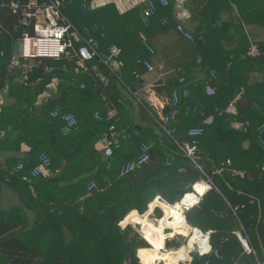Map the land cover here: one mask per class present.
<instances>
[{
    "label": "trees",
    "instance_id": "obj_1",
    "mask_svg": "<svg viewBox=\"0 0 264 264\" xmlns=\"http://www.w3.org/2000/svg\"><path fill=\"white\" fill-rule=\"evenodd\" d=\"M10 1L0 0V91L7 85L8 97L0 106V128L7 132L0 140V152L5 153L0 162V264H139V258L145 264L141 250L153 247L152 242L144 237L146 243L131 226L121 227L127 224L124 218L138 213L134 222L139 224L149 210H153L150 218L156 213L159 218L162 212L169 217L177 210L182 214L179 201L200 181L211 182L212 187L183 211L179 222L200 236L212 230L209 243L220 257L199 256L196 251L185 255V248L175 263L264 261V146L258 141L264 123V77L250 82L252 72L264 75V39L254 41L248 31L252 25L264 28V0H197V24L188 28L193 40L182 44L190 51L186 50L189 59L155 87L168 96L161 113L139 94L147 72L143 61L152 55L142 41L173 28L159 20L173 16L174 0L149 27L142 25L139 9L119 14L110 5L83 12V0H68L65 15L84 38L93 39L98 55L84 65L76 58L30 61L21 81H15L9 69L11 40L23 30L20 15L8 6ZM234 9L236 19L221 18ZM27 29L33 33L32 25ZM252 42L258 47L257 57L247 55ZM112 44L121 53L105 64L102 59L108 57ZM212 70L215 78L210 76ZM53 81L55 89L39 101ZM207 82L216 89L213 96L205 93ZM184 86L189 96L171 105L172 90ZM231 101V112L220 114ZM199 102L215 119L201 135L189 136V128L201 122ZM57 105L77 117L78 128L67 135L61 132L60 118L50 115ZM113 108L117 127L130 137L106 157L98 140L108 124L96 120L94 113ZM161 114L170 116L165 129ZM235 121L243 126L233 127ZM141 143L150 146L149 159L120 175L121 166L140 155ZM22 144L28 147L23 153ZM187 145L194 147L190 155L185 152ZM42 152L51 159L50 174L31 176ZM18 163L23 167L16 171ZM92 182L94 187L88 189ZM5 188L14 192L16 204H3ZM157 196L168 204L153 201ZM235 231L247 237L254 252L244 249ZM181 245L173 240L165 248Z\"/></svg>",
    "mask_w": 264,
    "mask_h": 264
},
{
    "label": "built area",
    "instance_id": "obj_2",
    "mask_svg": "<svg viewBox=\"0 0 264 264\" xmlns=\"http://www.w3.org/2000/svg\"><path fill=\"white\" fill-rule=\"evenodd\" d=\"M67 1L68 0H29L26 3H21L20 1L15 0L10 1L8 6L12 13L20 15V23L23 29L21 35L16 38L10 66L13 68L20 66L21 69H24L27 72L31 66L29 63L30 61L42 58L54 60L61 58H76L82 65H84L85 61L98 55L93 39L84 38L65 15L63 8ZM2 5L3 4H0V6ZM110 5L114 6L119 14L126 13L132 9H139V19L142 25L144 27H149L160 10L170 6V0H83L81 11L90 12ZM182 19L183 18L179 15L176 7L173 6V16L163 15L160 18L159 23L162 26H167L170 23L173 24V29L179 34V36L191 41L193 40V34L183 23ZM29 25H32L33 33L28 31L27 27ZM94 27L97 28V25H94ZM142 43L150 54L153 55L155 53L153 45L145 37H143ZM120 53L121 48L116 44H112L109 47L108 57L102 59V61L105 64H108L110 61H114ZM1 54H3V52H1ZM247 55L251 57H257L259 55V50L255 43L252 42L250 44L247 50ZM199 61L200 59H198V62ZM143 64L148 71L154 70L151 60L145 59ZM210 76L211 78H215V72L213 70L210 72ZM15 81L21 80L16 78ZM179 81L183 83L184 77H180ZM204 88L207 96H213L215 94L216 89L212 84L207 82ZM189 94L190 90L185 86L181 89L174 88L169 98V103L176 106L181 97L187 98ZM238 97L239 96H236L234 101L238 99ZM234 101H231L226 108L223 111L220 110L219 113H230ZM198 108L201 122L198 126L189 128V136L201 135L204 128L212 125L215 119L213 114L206 112L205 107L201 102L198 103ZM115 113L116 111L113 109H107L105 113L99 111H95L94 113V118L96 120L105 121L108 124L106 131L101 134L98 140V145L106 157L112 156L115 150L120 148L122 142L130 137V134L127 131L117 127L116 119L114 118ZM50 115L52 117H59L63 122L61 127L63 135H67L78 128V120L75 114L63 111L59 105L51 110ZM169 117L170 116L168 115L161 114V125L164 129L169 122ZM6 137V130L0 128V140L5 139ZM258 141L261 146H264V123L258 129ZM149 150V145L141 143L140 155L136 159L124 163L120 168V175L133 171L137 167L143 165L150 157ZM193 150V146L187 145L185 152L190 155ZM226 162L229 164L230 160H227ZM22 167L23 164L18 163L14 169L17 171ZM50 167V157L45 152H42L39 155L38 164L31 169L30 174L34 177L40 175L47 176L50 174ZM45 173H47V175H45ZM93 187L94 183L92 182L89 184L88 189ZM191 206L193 205H185L184 210ZM203 234L206 236L207 244H196V247L192 250L196 251L199 256L213 254L215 257L219 258L220 255L213 250L209 243V231ZM239 238L242 244L248 249L247 240L241 236ZM205 249H208V251H205ZM190 252L191 250L187 251V255H189ZM204 264H209V261L206 260ZM258 264H264V261L259 262Z\"/></svg>",
    "mask_w": 264,
    "mask_h": 264
},
{
    "label": "crops",
    "instance_id": "obj_3",
    "mask_svg": "<svg viewBox=\"0 0 264 264\" xmlns=\"http://www.w3.org/2000/svg\"><path fill=\"white\" fill-rule=\"evenodd\" d=\"M174 3H175L174 7H176V10L178 11L180 16H181V13L184 12L185 10L189 13V15L187 17L182 16L183 23L188 28L194 27L197 24V16H196L197 10H198L197 0H179V1L174 0ZM230 17H233L235 19L237 18V13H236L235 9L232 10V12H223L222 16H221V18L224 20L228 19ZM248 31L250 33V36L252 37L251 39H253L254 41L259 42V41L264 39V28H262L260 26H257V25L249 26ZM173 32H175L173 28H168V29H166V31L161 32V33H157L154 36H151V37L144 36L155 48V54L151 55L148 58L149 60H151L153 66H154V70L153 71L147 70V72L144 74L143 83H142L141 87L139 88V94L152 107H154V109L157 110L158 113H161L163 108L167 105L168 96L165 94V90H161L162 92H159V93L155 90V87L158 86L157 83L158 82H165L168 78H171L172 76H174L176 74L177 65L179 63H181L182 61H184L185 59H189V55L187 54V51L188 52H190V51L187 49H183V47H182V44H185L188 41H186L185 43L179 44L180 49H178L179 47L173 49L170 46V44H171L170 38L172 40V38H173L172 33ZM179 38H182V37L179 36ZM182 39L184 40V38H182ZM15 42H16V38L11 40L10 49H12V50H11L10 61L12 60V57H13V50L15 48ZM177 43L178 42L176 41V44ZM27 64H28V62H27ZM9 69L12 72H14L16 75L15 77L20 79V80H22V78L24 79L26 76V71L24 69H21L20 66H19V69H20L19 73H16L13 67L12 68L10 67ZM262 77H264L263 74H261L259 72H252L250 74V82H255L257 80H260ZM51 85L52 86L50 87L51 88L50 92H46L45 94L40 96L39 101H41L44 97L49 96V94L51 93V90L55 89V84H51ZM6 87H7V85L5 86V88L2 91H0V106L8 101L7 88ZM113 110H115V108H113ZM232 126L235 128H241L243 126V123L240 121H235L232 123ZM244 146L245 147L247 146V142L244 143ZM27 150H28V147L26 145L22 144V153L27 151ZM4 159H5V153L0 152V162H3ZM240 175H243V172H241ZM197 183H204L205 184L207 189L204 192H207L212 187L211 186L212 183L208 182V181H200ZM194 185H193V192L192 193L196 192ZM218 191H219V189H218ZM11 192L12 191L7 189V188L4 189V193H3V197H2L4 205L9 206L15 202V200H16L15 195L12 194ZM204 192L198 196V200L194 205H196L199 202V200L202 197V195L204 194ZM153 201H160V199L157 200L155 198ZM153 201H151V202H153ZM160 202H162V201H160ZM156 206L157 205H155L154 208ZM133 211L138 212L137 210H131L130 212H133ZM183 211L181 214L182 216H183ZM152 213H153V211L151 212V214ZM138 215H139L138 213H133V214L125 217L124 221L128 224L129 223L128 217H130V221L133 222L134 224H136L134 222V218ZM165 215H168V214L165 213ZM182 216L179 218L177 215V218L179 219L178 222L180 221ZM32 218H33V214L28 210V219L31 220ZM174 219H176V217ZM139 224H141V223H139ZM179 224L182 226V224L180 222H179ZM185 229L188 231V234L192 233V230L187 229V228H185ZM208 231H209V233L212 232V230H208ZM235 234L237 235L239 240H240V238H239L240 236L247 240V237H244L239 231H235ZM247 243H248V241H247ZM243 247L247 252H250V251L254 252V250H252V248L250 247L249 243H248V247H249L248 249L244 245H243Z\"/></svg>",
    "mask_w": 264,
    "mask_h": 264
},
{
    "label": "bare ground",
    "instance_id": "obj_4",
    "mask_svg": "<svg viewBox=\"0 0 264 264\" xmlns=\"http://www.w3.org/2000/svg\"><path fill=\"white\" fill-rule=\"evenodd\" d=\"M194 188L196 192L195 193L190 192L185 194L184 197L179 201L178 206L184 207L185 205L186 206L194 205L198 200V196L207 189L204 183H195ZM152 211L153 210L147 211V213L144 216L139 218L138 222L141 224H146L151 226L152 228L151 240L155 242V246L142 249L140 257L144 260L146 264H154L155 262H159V261L165 264H176L175 263L177 259L176 249L175 250L165 249L164 245L165 243H167L165 242V239L168 237H173L177 234L188 233V231L180 224H177V222L174 220L166 222L165 221L166 216L165 213L163 212H162L163 213L162 217L155 220L156 222L153 223L150 220V214ZM176 213L179 218L182 216L179 211H176ZM165 229H170V232L166 233ZM185 244L188 247L196 246V244H207V239L206 236H200L197 234L189 233L187 235ZM186 250L189 251L192 249L186 248Z\"/></svg>",
    "mask_w": 264,
    "mask_h": 264
},
{
    "label": "rangeland",
    "instance_id": "obj_5",
    "mask_svg": "<svg viewBox=\"0 0 264 264\" xmlns=\"http://www.w3.org/2000/svg\"><path fill=\"white\" fill-rule=\"evenodd\" d=\"M175 1H179V0H175ZM172 40H171V38H170V41H171V44H170V46L174 49V48H178L179 47V44H182V43H185L187 40H183L182 38H179V34H177V33H175V32H173L172 33ZM176 41L178 42L177 44H176ZM187 43V42H186ZM178 49H180V47L178 48ZM7 189H9V190H11L10 188H7ZM12 191V190H11ZM3 193H4V191H3ZM12 194H14V192L12 191L11 192ZM3 197V196H2ZM161 201V200H160ZM16 202H17V199L15 200V202L13 203V204H16ZM162 203H164V204H168V203H166V202H164V201H162ZM13 204H11V205H13ZM170 205H172V204H170ZM8 206V205H7ZM10 206V205H9ZM177 210V209H176ZM184 210V209H183ZM171 211H175L174 209L173 210H171ZM178 211V210H177ZM175 213V214H174ZM174 213H172V214H169V217L167 218V216H166V219H165V221L166 222H169V221H172V220H174V218H175V215L177 216V213L176 212H174ZM162 215H163V213H161V215H160V217L159 218H161L162 217ZM155 216L156 217H152V218H150V220L153 222V223H155L156 221L155 220H157V219H159L157 216V213L155 214ZM128 220H129V223L128 224H126L125 226H122L121 225V227H126V226H131L132 228H133V230H134V232H136L141 238H143V240L145 241V239H144V237H146L149 241H151L152 242V246H155V242L153 241V240H151L152 238H151V226H149V225H146V224H139V225H142V226H146V228L145 229H143V230H140V226H138V227H136L134 224H132L131 222H130V217H128ZM183 220V219H182ZM187 234L188 233H185V234H177V235H175V236H173V237H168V238H166L165 239V242H168V241H173V240H175V241H179L182 245L178 248V249H176V258L178 257V255H179V253H180V250H182V249H184L185 250V248H187V249H194L196 246H193V247H188V246H186V244H184V240H185V237H187ZM146 242V241H145ZM147 243V242H146ZM184 244V245H183ZM185 247V248H184ZM164 248H165V245H164ZM182 248V249H181ZM166 249V248H165ZM192 251H194V250H191V252ZM185 255H187V253L185 254ZM185 255L179 260V261H181V260H183V258L185 257ZM137 256H138V251H137ZM138 258H139V256H138ZM161 263H163V262H161V261H159V262H155L154 264H161ZM179 263V262H178ZM139 264H140V258H139ZM146 264V263H145Z\"/></svg>",
    "mask_w": 264,
    "mask_h": 264
},
{
    "label": "water",
    "instance_id": "obj_6",
    "mask_svg": "<svg viewBox=\"0 0 264 264\" xmlns=\"http://www.w3.org/2000/svg\"><path fill=\"white\" fill-rule=\"evenodd\" d=\"M10 67L12 68V66H10ZM14 70H15L16 73H19L20 72L19 67H15ZM135 226L138 227L139 225L136 224ZM165 232L166 233L170 232V229H165ZM186 239H187V237H185L184 243L186 242ZM161 264H165V263H161Z\"/></svg>",
    "mask_w": 264,
    "mask_h": 264
},
{
    "label": "clouds",
    "instance_id": "obj_7",
    "mask_svg": "<svg viewBox=\"0 0 264 264\" xmlns=\"http://www.w3.org/2000/svg\"><path fill=\"white\" fill-rule=\"evenodd\" d=\"M189 15V13L185 10L184 12L181 13V16L183 17H187ZM53 84H55V81H53ZM52 86V85H50ZM43 170V169H41ZM45 175H47V173H45ZM157 200H159V196L156 197ZM205 251H208V249H205Z\"/></svg>",
    "mask_w": 264,
    "mask_h": 264
}]
</instances>
